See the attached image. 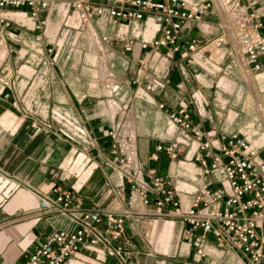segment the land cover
<instances>
[{"label": "crops", "instance_id": "crops-1", "mask_svg": "<svg viewBox=\"0 0 264 264\" xmlns=\"http://www.w3.org/2000/svg\"><path fill=\"white\" fill-rule=\"evenodd\" d=\"M50 1L40 40L34 20L21 13H7L0 31V264H23L52 229L73 226L66 214L39 210L40 197L55 186L71 189L86 207L123 208L122 177L110 159L115 140L127 134H133L144 173L168 177L183 204H190L200 177L191 161L197 141L169 118L176 107L190 109L203 139L211 133L217 142L236 133L264 146V72L243 64L225 29L223 8L232 0H189L212 2L199 24L183 26L184 36H199L191 63L142 47L159 34L151 20L101 16L83 23L66 0ZM162 142L176 147V159H152ZM123 229L115 246L129 264L245 263L238 249L212 243L200 259L181 241L180 219H128ZM68 264L122 263L103 246H84Z\"/></svg>", "mask_w": 264, "mask_h": 264}, {"label": "built area", "instance_id": "built-area-1", "mask_svg": "<svg viewBox=\"0 0 264 264\" xmlns=\"http://www.w3.org/2000/svg\"><path fill=\"white\" fill-rule=\"evenodd\" d=\"M66 1L83 23L101 16L151 20L159 34L143 42L142 47L189 63L198 49L199 36H184L183 26L199 24L212 5L211 1L189 0ZM51 5L50 0H0V31L8 24L7 13H21L34 20L36 39L40 40ZM223 9L228 16L225 29L232 31L243 64L255 73L264 72V0H232ZM106 39L101 35L100 40ZM223 39L221 35L215 40L222 44ZM140 64L144 66L145 58ZM146 86L154 89L152 82ZM164 106L160 102L159 108ZM169 118L197 141L191 161L200 169V177L191 203L183 204L168 177L144 173L137 161L133 134H127L115 140L110 159V165L122 177L119 186L125 200L123 208L86 207L71 189L53 187L51 194L40 197L39 210L66 214L73 226L52 229L31 247L23 264H68L84 246H103L117 254L122 264H129L126 252L115 245L122 240L128 219L150 216L180 219L181 241L200 259L207 257L205 247L212 243L218 249H238L246 258L244 264H264V146L260 149L236 133L222 135L217 142L211 133L203 139L201 126L193 122L186 106L176 107ZM111 135L116 138L115 133ZM162 154L176 159L177 149L162 142L151 157L159 161ZM150 205L154 211L148 210Z\"/></svg>", "mask_w": 264, "mask_h": 264}, {"label": "rangeland", "instance_id": "rangeland-1", "mask_svg": "<svg viewBox=\"0 0 264 264\" xmlns=\"http://www.w3.org/2000/svg\"><path fill=\"white\" fill-rule=\"evenodd\" d=\"M248 94L250 95V96H252L253 95V90H252V87L249 85L248 86ZM264 110V109H263ZM263 115H264V112H263ZM254 116H256L257 118H259V115H257V114H255ZM241 136V135H240Z\"/></svg>", "mask_w": 264, "mask_h": 264}]
</instances>
